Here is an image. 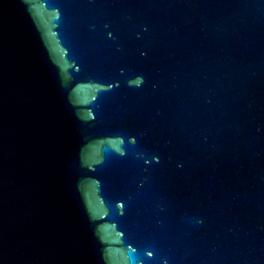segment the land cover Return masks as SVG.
<instances>
[{"label": "water", "instance_id": "95a60500", "mask_svg": "<svg viewBox=\"0 0 264 264\" xmlns=\"http://www.w3.org/2000/svg\"><path fill=\"white\" fill-rule=\"evenodd\" d=\"M108 26L264 115V0H42Z\"/></svg>", "mask_w": 264, "mask_h": 264}]
</instances>
